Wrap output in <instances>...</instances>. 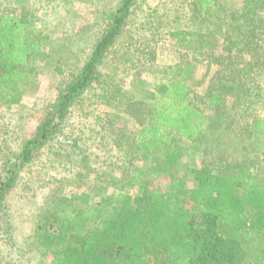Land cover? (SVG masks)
<instances>
[{"label": "trees", "instance_id": "trees-1", "mask_svg": "<svg viewBox=\"0 0 264 264\" xmlns=\"http://www.w3.org/2000/svg\"><path fill=\"white\" fill-rule=\"evenodd\" d=\"M12 1L20 10L0 14V103L6 108L18 105L25 88L37 84L38 62L48 56L49 39L28 19L29 0ZM135 2L117 0L116 8L105 15V30L80 70L60 88L23 142L17 161L6 166L0 205L22 167L54 139L71 105L96 79ZM187 12L189 26L168 34L195 61L153 82L152 92L137 100L144 117L133 109L135 131L128 144L116 143L119 149L145 153L149 163L135 167L121 186L98 199L80 192L66 203L39 207L32 244L42 262L264 264V182L259 175L247 162L216 159L192 167L187 180V173L178 172L182 150L171 141L173 133L187 141L201 135L210 140L241 116L250 120L249 135L264 138V116L254 111L264 100V0H240L235 7L189 0ZM200 63L218 69L205 91L192 95L188 81L194 80ZM221 116L223 122L213 120ZM155 169L167 179L164 190L150 189L144 181ZM132 186L134 193L129 191Z\"/></svg>", "mask_w": 264, "mask_h": 264}, {"label": "rangeland", "instance_id": "rangeland-1", "mask_svg": "<svg viewBox=\"0 0 264 264\" xmlns=\"http://www.w3.org/2000/svg\"><path fill=\"white\" fill-rule=\"evenodd\" d=\"M215 2L235 7L240 0ZM16 5L12 0H0V14L19 11ZM116 5L117 0H29L27 17L48 34V56L38 62L37 84L25 88L18 105L6 108L0 103V180L6 166L17 161L23 142L32 136L60 88L80 70L105 30V15ZM188 7L189 0H136L133 4L96 79L71 105L54 139L22 167L2 201L0 264H47L32 244L39 207L66 203L71 194L80 192L98 199L101 193L121 186L135 167L149 163L145 153L119 149L116 143L121 141V147L128 144L135 131L133 109L144 117L137 100L143 94L148 96L145 92L152 90L153 82L174 75L177 66L195 61L192 54L175 46L168 34L173 28L189 26ZM217 69L200 63L194 80L188 81L191 94H202ZM193 100L199 104L197 98ZM254 111L264 116V100ZM249 121L245 116L234 118L232 123L226 122L227 130L217 131L210 140L201 135L197 141H187L173 133L171 141L183 153L178 172L187 173L189 180L192 167L216 159L244 161L264 182V138L249 135ZM144 181L153 190H164L167 183L156 169ZM129 189L136 190L134 186Z\"/></svg>", "mask_w": 264, "mask_h": 264}]
</instances>
